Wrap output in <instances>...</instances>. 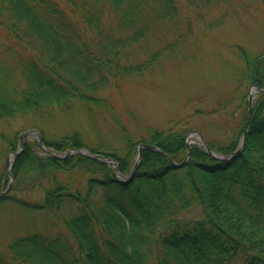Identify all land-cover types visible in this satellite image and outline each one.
<instances>
[{"label":"trees","instance_id":"16d2710c","mask_svg":"<svg viewBox=\"0 0 264 264\" xmlns=\"http://www.w3.org/2000/svg\"><path fill=\"white\" fill-rule=\"evenodd\" d=\"M229 1L190 3L210 14ZM177 15L176 0H0V120L39 119L76 101L93 125L113 106L101 90L112 84L120 94L122 74L152 68L167 48L150 33ZM143 44L158 48L137 63ZM235 48L242 68L234 88L212 108H195L164 128L145 123L135 132L114 117L120 146L87 143L79 130L56 138L40 133L41 141L60 152L86 147L116 160L125 175L134 168L139 143L181 162L193 127L210 150L229 154L244 131L248 87H264V52ZM125 114L135 127L142 122L134 111ZM204 115L223 121L197 125L194 118ZM20 138L0 130L7 151ZM39 151L37 142L23 141L11 172L16 182L28 180L0 200L50 214L54 223L0 243V264H264V92L253 98L247 135L232 161L193 143L187 160L175 166L159 151L142 148L132 177L120 180L112 165L85 155L56 158ZM16 190L41 196L11 194ZM193 208L201 216H182Z\"/></svg>","mask_w":264,"mask_h":264},{"label":"rangeland","instance_id":"374dc122","mask_svg":"<svg viewBox=\"0 0 264 264\" xmlns=\"http://www.w3.org/2000/svg\"><path fill=\"white\" fill-rule=\"evenodd\" d=\"M176 3L178 15L172 22L157 25L150 33L151 39H155L154 43L157 41L165 44L167 49L160 53L156 64L146 69L144 74H122L120 94L112 84L104 91L101 90L100 94L111 99L114 103L109 101L110 105L114 107L108 108L103 115L99 114L98 122L96 118L92 125L85 109L75 101L68 107L46 110L39 119L34 115H24L0 120V130L21 137L29 131L25 139L33 142H37L36 133L56 138L79 130L87 143L100 141L120 146L114 117L120 121L122 119L121 123H126L135 132L145 123L164 128L171 124V119L183 117L195 108L209 109L215 106L234 88L237 73L242 68L243 63L235 46L244 47L253 53L264 52V0H230L228 4L225 2L220 12L212 11L210 14L199 3L191 4L190 0H176ZM223 13V22H214L213 18ZM2 36L0 31V38ZM156 48L155 44H143L136 57L137 63L142 62L143 57ZM233 107L234 103L227 109L230 111ZM125 110L134 111L142 122L139 125L135 123V127L130 123ZM209 120L218 124L223 118L217 116L210 119L206 115L194 118V122L200 126L203 123L207 126ZM194 129L198 130L194 127L190 129L187 138L198 141L196 133L191 131ZM45 148L53 151L47 146ZM17 149L18 143L12 151ZM39 154L46 153L40 149ZM14 158L0 139V174L7 176L6 180L1 179V189L8 185V161L12 165ZM10 176L11 187L23 185L28 180L22 177L20 182H16L13 175ZM16 191L11 194L24 198L41 196L39 191ZM18 206L0 200V243L34 229H45L54 223L50 214L29 212ZM182 216L190 218L201 214L200 210L193 208L183 212Z\"/></svg>","mask_w":264,"mask_h":264},{"label":"water","instance_id":"95a60500","mask_svg":"<svg viewBox=\"0 0 264 264\" xmlns=\"http://www.w3.org/2000/svg\"><path fill=\"white\" fill-rule=\"evenodd\" d=\"M253 87H254V90L257 91V92H264V88H259V87H257V86H253ZM251 112H252V92L250 91V92L248 93V107H247V117H246V122H245V129H244V132H243V135H242V138H241V142L239 143L238 147H237V148H236L231 154H229V155H225V156H216V157L223 158V159H228V160H230V161L236 158V156L238 155L239 151L241 150V148H242V146H243V144H244L245 137H246V135H247L248 126H249V124H250V119H251ZM28 133H29V131H27V132L23 135V138H24ZM198 135H199V138H200V144L203 145V146L206 148V150H207L208 153L212 154V152L207 148L206 143H205V141L203 140L201 134L198 133ZM22 140H23V139H22ZM22 140H21V142H22ZM21 142H20V144H21ZM38 142L41 144V141H40L39 138H38ZM189 143H190V141H187V144H186V145L189 146ZM142 147H146V148L153 149V150H158V151H160L165 157L168 158V156H167V154H166L165 152L161 151L159 148H157V147L154 146V145H151V144H139V145H138V148H137V149H138V152H137V157H136V164H137V162H138L139 159H140V150H141ZM73 152H76V153H84V152H83L82 150H80V149H74ZM16 153H17V152H15V154H16ZM67 153H69V151H65L64 154H67ZM49 154H51V153H49ZM52 155H55V154H52ZM87 155H89V154H87ZM55 156H57V155H55ZM89 156H91V157L95 158L96 160H98V161H100V162H103V163H109V162H110L109 159L100 158L99 156H96V155H89ZM188 156H189V150H188V153H187L186 157L183 159V161H182L181 163H175V165H176V166H179V165L183 164V163L187 160ZM168 160H169L170 162H172V160H171L170 158H168ZM135 166H136V165H135ZM8 171H9V170H8ZM9 174H10V171H9ZM10 184H11V182L8 183L7 187H6L4 190H0V196L3 195V194H5V192H6V191L8 190V188H9Z\"/></svg>","mask_w":264,"mask_h":264}]
</instances>
